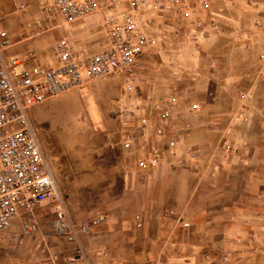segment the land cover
Listing matches in <instances>:
<instances>
[{
    "label": "rangeland",
    "instance_id": "1",
    "mask_svg": "<svg viewBox=\"0 0 264 264\" xmlns=\"http://www.w3.org/2000/svg\"><path fill=\"white\" fill-rule=\"evenodd\" d=\"M44 1H1L9 55L35 54L28 64L38 71L58 65L53 44L59 38L79 57L108 46L102 12L69 21L48 0L53 17L46 20ZM185 12L150 6L140 12L149 43L132 92L124 90L125 74H112L31 109L66 215L59 218L56 204H48L38 211L33 234L19 221L1 231L0 264H78L77 255L91 264H191L192 258L172 254L193 248L200 229L211 227L194 224L199 219L189 200L198 198L202 216L220 205L233 165V184L264 186V0H188ZM194 20L202 22L197 42ZM142 137L164 153L154 162L162 167L159 178L142 177L123 146ZM176 211L190 227L180 224ZM59 219L69 233L57 230ZM226 228L215 226L211 236H225Z\"/></svg>",
    "mask_w": 264,
    "mask_h": 264
},
{
    "label": "built area",
    "instance_id": "2",
    "mask_svg": "<svg viewBox=\"0 0 264 264\" xmlns=\"http://www.w3.org/2000/svg\"><path fill=\"white\" fill-rule=\"evenodd\" d=\"M52 2L60 16L69 21L102 12L109 43L99 51L84 53L79 57L68 39L59 38L53 44L58 65L34 71L28 63L36 57L35 54L9 55L7 50L12 44L9 33L0 29V232L19 221L27 235L33 234L40 225L38 211L48 204H56L55 212L59 218L66 215L64 197L58 190L56 178L31 124L30 110L54 96L83 85L89 79L112 74H125L124 90L132 92L137 80L135 72L138 59L149 43L138 18L140 12L150 6L159 12L177 11L186 14L188 6V0ZM43 4L45 19H52V4L48 0ZM205 4L208 6V3ZM2 16L0 9V21ZM35 24L42 26L40 21ZM190 25L194 30L193 39L197 42L196 32L202 30V22L194 20ZM262 71L264 73V60ZM131 113L133 119L135 114ZM129 142L126 141L125 146L128 147ZM223 144L231 148V144ZM177 219L183 227H190L182 215L177 216ZM103 220L100 218V222ZM64 225L69 233L70 226ZM72 260L79 261L78 264H91L81 255Z\"/></svg>",
    "mask_w": 264,
    "mask_h": 264
},
{
    "label": "crops",
    "instance_id": "3",
    "mask_svg": "<svg viewBox=\"0 0 264 264\" xmlns=\"http://www.w3.org/2000/svg\"><path fill=\"white\" fill-rule=\"evenodd\" d=\"M151 141L142 137L139 141L135 139L129 142V146L126 147L124 140L123 146L133 153L132 157L137 161L135 166L141 170L142 177L155 174L159 178L162 176V170H160L162 167H157L154 162H160L164 153L161 148L156 149V147L152 151L151 148L152 145L155 146V142ZM174 143L171 142L170 146ZM152 152L158 156V159L155 158L157 161H152ZM235 167L237 168L233 165L230 166L229 171L226 170L225 178L229 184L222 187L226 193L225 198H222L224 201L220 205L210 206L205 216H202L203 210L198 207V198L195 196L189 200V202L193 200L192 212L195 219H199L194 224L209 225L211 229L208 233L201 232L200 229L198 236H195L193 248L187 245L188 247L184 250H178L179 254H172V257H190L191 264H264V186L252 184L249 181L243 182L241 186L233 184L232 173ZM137 177V174H132L130 177L132 183H136ZM182 201L184 204L185 197H182ZM176 212L175 218L182 215L185 221V214ZM137 219L138 217H136V223H138ZM142 221L144 224L145 220ZM219 225L227 226L225 236H211L214 230L212 228Z\"/></svg>",
    "mask_w": 264,
    "mask_h": 264
},
{
    "label": "bare ground",
    "instance_id": "4",
    "mask_svg": "<svg viewBox=\"0 0 264 264\" xmlns=\"http://www.w3.org/2000/svg\"><path fill=\"white\" fill-rule=\"evenodd\" d=\"M58 222L59 223H57V225H56L57 230L60 231L61 233H66V226L61 223L60 219Z\"/></svg>",
    "mask_w": 264,
    "mask_h": 264
}]
</instances>
